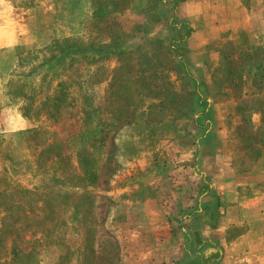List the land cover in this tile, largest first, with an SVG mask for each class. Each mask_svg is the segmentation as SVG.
<instances>
[{
    "label": "rangeland",
    "instance_id": "1",
    "mask_svg": "<svg viewBox=\"0 0 264 264\" xmlns=\"http://www.w3.org/2000/svg\"><path fill=\"white\" fill-rule=\"evenodd\" d=\"M6 1L0 256L10 259L13 237L15 248L32 249L30 264H126L130 226L143 222L144 200L175 165L200 161L222 175H248L240 171L264 143V0H184L175 8L178 0ZM188 32L174 44L179 56L168 42ZM113 44L133 53L107 56ZM20 87L17 97L11 90ZM194 87L203 127L170 121L178 105L162 110L161 101L189 99ZM29 106L25 124L19 117ZM253 110L258 135L250 138ZM90 111L101 134L87 123Z\"/></svg>",
    "mask_w": 264,
    "mask_h": 264
},
{
    "label": "crops",
    "instance_id": "2",
    "mask_svg": "<svg viewBox=\"0 0 264 264\" xmlns=\"http://www.w3.org/2000/svg\"><path fill=\"white\" fill-rule=\"evenodd\" d=\"M201 163L175 165L156 181L143 222L130 226L126 264H264V179Z\"/></svg>",
    "mask_w": 264,
    "mask_h": 264
},
{
    "label": "trees",
    "instance_id": "3",
    "mask_svg": "<svg viewBox=\"0 0 264 264\" xmlns=\"http://www.w3.org/2000/svg\"><path fill=\"white\" fill-rule=\"evenodd\" d=\"M184 0H178V2H176V3H174V5H173V7L175 8L177 5H179V3L180 2H183ZM189 35V32L186 34V35H182V34H180L179 36H178V38H172L171 40H169V42L168 43H171V45H172V47L171 48H174L176 51H177V53H178V55L179 56H183V54H184V51H183V48L182 47H175V43L176 42H180V41H182V40H184L187 36ZM119 45V44H118ZM118 45H116L115 47H114V44L113 45H111L112 47H114V48H112V50L110 51V53L109 54H107V56L108 55H110V54H117V53H119V54H123V55H127V56H129V55H131V53H133L132 51H127V50H124V47H122V48H120ZM137 48V47H136ZM138 48H141V47H138ZM258 48L259 47H254V49H256V50H258ZM117 49H119V51L116 53V51L115 50ZM60 51H61V53L64 55L68 50H69V48L68 47H65V48H60L59 49ZM58 55L60 56V52H58ZM81 57V56H80ZM100 57H101V55H100ZM93 59H96V56H93ZM186 75L188 76V77H191V76H189V74L186 72ZM47 76V75H46ZM191 79V78H190ZM185 83L187 84V85H190V84H188L189 83V81H185ZM9 85H11V84H7V85H5V86H7V88H9ZM23 87V86H22ZM22 87H20V88H17V89H15V90H11V92L15 95V96H17V97H20V95H22V94H24V92H23V90H22ZM145 87V86H144ZM167 89V88H166ZM197 88L196 87H194L193 88V96H190V98L189 99H182V98H176V97H173V98H170L171 99V101H165V100H162L161 101V103H160V107H161V109L162 110H165V109H167V105L166 104H177L178 106H173L172 108H175L176 110H174V112H172L171 113V115H172V120H170V121H176V120H179V119H183V118H185V119H187V120H192V123H194L193 125L195 126V127H203L202 126V124H200V122H199V120H198V115H199V113H198V111H197V107L201 104L200 102H201V96H200V94H199V92L196 90ZM188 90L189 91H191L192 89L190 88V87H188ZM10 92V93H11ZM132 92V91H131ZM135 92H137V91H135ZM10 93L8 92V94L10 95ZM132 94V93H131ZM64 96V93L62 92V91H60V94L59 95H55V96H53V97H55V98H53V101L54 102H52L51 104H50V108L51 109H53V110H58L60 107H62V101L60 102V99L59 98H61V97H63ZM167 100V99H166ZM180 101H182V102H180ZM205 103L207 104V102L205 101ZM31 107H32V103H30L29 104ZM30 106L29 107H26L25 108V111L23 112V113H21V116L24 118V119H29L28 117H31V112H30ZM260 111V114L262 115V120H261V124H262V127L264 126V123H263V121H264V108H260L259 109ZM94 111H90V112H87V113H85L86 114V118L88 119V121H87V123L89 122V123H91L92 125H96L98 122H96L95 120H94V116H93V113ZM253 112H254V110L252 111V113H250L249 115H248V120L249 121H247V124L250 126V128H252L251 130V135H250V138H253V137H256L257 135H258V133L256 132L255 133V131H253L254 129H253V123H252V117L251 116H253L252 114H253ZM48 113H49V110H48ZM208 112L205 110V111H203L201 114H207ZM163 114V113H162ZM165 114V113H164ZM51 115V114H50ZM165 116H166V114H165ZM246 117V116H245ZM30 120V119H29ZM99 124V123H98ZM96 125L95 126V130L96 131H98L99 130V132H100V134L102 133V131H103V129L101 130V128L99 127V125ZM261 129V126L258 128V130L257 131H259ZM93 135H96V134H93ZM106 135V134H105ZM96 136H100V135H96ZM96 136L94 137V138H96ZM255 145V144H254ZM257 146V145H256ZM262 150H260V148H258L257 150H256V152L258 153V155H257V157H255V159H253V161H252V163H250V165L247 167V165H246V167H244L243 169H241V171H240V173L241 174H244V173H247V174H249L250 176H252V177H255L256 179L255 180H258L260 177H261V173H260V171H259V162H258V160L260 159V157H262L263 156V158H264V143H262ZM264 162V161H263ZM254 165V166H253ZM252 169V170H251ZM11 214H12V212H10ZM13 215V214H12ZM6 217H11L12 218V216H9L8 214L6 215ZM25 218H27L28 216L27 215H25L24 216ZM4 219V218H3ZM13 233H15V232H13V231H11V233L10 234H13ZM46 235H47V233H46ZM46 239V237L44 238V240ZM4 240L6 241V239H4V237H2L1 235H0V244L3 242L4 243ZM12 240L14 241H12V243H14L13 244V246H12V248H11V251H10V254L9 255H11V257H10V259L8 260L7 259V256H6V253H4V254H2L0 257H3V261L1 260L0 261V264H30L31 263V260H32V258H33V256H34V253H33V251H32V249L30 250V251H28V252H26V251H24V250H21L20 248H15V242H16V239H14L13 237H12ZM2 248H4V245L2 246ZM3 250V249H2Z\"/></svg>",
    "mask_w": 264,
    "mask_h": 264
}]
</instances>
